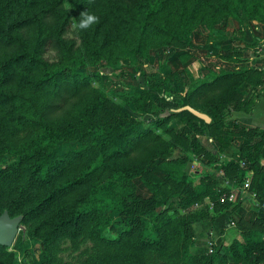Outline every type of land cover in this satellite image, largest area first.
<instances>
[{"label": "trees", "instance_id": "trees-1", "mask_svg": "<svg viewBox=\"0 0 264 264\" xmlns=\"http://www.w3.org/2000/svg\"><path fill=\"white\" fill-rule=\"evenodd\" d=\"M83 11L98 16L99 23L87 30L73 28ZM219 17L237 22L239 35L228 38L240 42L231 55L220 58L242 62L247 50L257 54L264 37L253 33L252 22L264 24V0H0V215H21L28 235L45 247L35 260L17 237L13 249L0 245V264H14L16 251L28 264H60L58 241L83 236L94 243L84 264L264 263V217L237 219L240 238L224 251L215 244L206 254L194 246L193 224L213 222L231 204L220 201L228 190L218 187L211 174L185 171L189 162L206 156L234 185L249 170L261 172L259 159L245 154L247 148L237 160L217 165L199 136L208 132L219 150L224 148L226 115L250 106L240 88L259 83L263 68H207L196 77L183 70L174 79L163 75L169 64L165 59L146 79V87L133 93L135 109L147 120L115 104L119 95L106 89L99 71L80 69L102 59L131 64L162 46L214 51L210 43L195 44L193 34L198 25L211 28ZM68 26L81 38L76 54L61 65L48 63L43 58L48 44L72 52L74 41L62 37ZM186 55V61L192 59L190 50ZM184 105L208 114L211 121L174 111ZM248 134L264 141V131ZM61 142L80 146L62 152ZM176 149L183 155L172 159ZM5 154L16 158L2 165ZM154 165L163 176L151 169ZM136 178L149 196L136 192ZM249 190L260 202L264 184L251 181ZM103 191L112 194L124 226L112 239L103 233L109 222ZM172 195L179 210L190 207L183 217L167 211ZM205 199L214 201L211 210L191 208ZM159 200L164 208L157 210Z\"/></svg>", "mask_w": 264, "mask_h": 264}, {"label": "rangeland", "instance_id": "rangeland-1", "mask_svg": "<svg viewBox=\"0 0 264 264\" xmlns=\"http://www.w3.org/2000/svg\"><path fill=\"white\" fill-rule=\"evenodd\" d=\"M211 26L212 27L209 28L205 25H198L197 28L194 30L193 36L195 44L210 43L211 47L214 48V51L195 49V54H192V59L188 61L186 60L190 57L186 55V51H191L194 48H172L171 46H162L160 48L150 49L149 54L146 58L143 59L137 57L136 60L134 59V63L131 64L128 63V60L108 62L107 60L102 59L95 67H81L80 69L86 71H99L106 89L114 90L119 95L117 98H115V104L119 105L121 109L136 116L137 118L147 120L148 117L140 116L137 110L135 109V106L132 101L134 97L133 93L140 92L141 86L146 87V79L152 78V76L157 73V68L160 69L162 65H164L165 59H168L169 64L167 65L168 67H166L165 65L163 66V75H167L168 78L175 79L176 74L182 72L183 70L191 71L193 74L196 75V72L197 70H199L200 64L202 63L206 64L208 67H215V65H217L216 63L218 62L212 60V55L214 53L215 56L218 57L232 54L231 48L234 45L228 37L232 34H236V36L239 35L238 33H236V31H238L237 22L232 19H222V17H219L216 18V21H214ZM72 27L68 26L67 32L62 36L66 42L70 43L71 40L74 41L75 44L72 48V52L69 54L65 53L64 51L59 52V49L55 45L48 44L45 49L46 51L43 54V58L48 63L61 65L66 59L76 54L77 49L80 46L81 38L77 32L75 33L73 31ZM69 43L65 45L66 49ZM67 55L69 56L67 57ZM176 100L178 101V97H176ZM176 123L177 122H173L174 125H176ZM177 126L179 127L180 125L177 124ZM77 146H80L79 142H61L60 150L62 152H65ZM182 155L183 154L180 149H176L171 155V158H178ZM15 158V155L5 154L2 158L1 164L6 165L8 162ZM160 162L161 159L157 160V163ZM194 168V166L188 165L187 171ZM151 169L159 176L164 175L163 172L159 171L156 168V165L152 166ZM134 182L136 184V192L138 194L143 197L149 196L150 193L139 178L134 179ZM101 195L107 201L106 213H108L109 215V222L106 228L104 229L103 233L105 237L112 239L124 229V226L120 221V214L116 209V203L112 198V194L110 192L106 193V191H103L101 192ZM169 199L171 200H167L166 202V209L167 211H169V213H172V211H176L179 217H183L184 215H186L190 207L179 210L177 208V201L175 200L174 195H172V197ZM200 206V204H195L191 208H201ZM162 207L163 204L159 200L156 205V209L160 210ZM17 237H21V239L25 243L26 248L31 252L32 258H34L35 260L39 259L40 254L45 253V247L43 245L42 240L39 238H31L27 233L26 225L20 224L15 239L13 243L9 246V249H13L12 246ZM233 238H240L239 232H236L235 228L234 230L225 232L224 235L219 236L215 240L213 238V240L210 238L213 244L209 242L208 234H205L204 242L201 244L202 247H204L200 248L199 250L204 251V253L206 254H210L211 252L209 251V248H212L213 245L216 244V247L218 249L224 251L226 246L230 243ZM195 247L198 248L197 245ZM57 249L58 250L56 252V256L58 257L60 264H84L91 252L94 250V243L93 241H90L84 236L78 239H71L65 237L58 241ZM23 257H25L24 254L16 251V261L14 264H28L27 261L22 260ZM154 257L155 255H152L148 261L152 262V258ZM30 259L31 257L28 258V260L31 262Z\"/></svg>", "mask_w": 264, "mask_h": 264}, {"label": "crops", "instance_id": "crops-1", "mask_svg": "<svg viewBox=\"0 0 264 264\" xmlns=\"http://www.w3.org/2000/svg\"><path fill=\"white\" fill-rule=\"evenodd\" d=\"M252 29L253 33L258 38L264 37V24L253 21ZM238 44H240L238 41L233 43V45ZM194 50L195 49L191 50L193 55L195 54ZM243 58H246V60L242 62H231L215 56L214 53L212 55V60L218 62L215 67H208L206 64L202 63L200 64V68L197 70L196 75L190 71L193 76L196 77L199 72L205 74L207 68L217 69L223 67L232 70L237 69L242 65L263 68L260 75L262 80L259 83L255 86L243 83L240 88L241 95L251 102L250 106L231 110L226 115L227 124H225L221 131V136L226 143L224 148L219 150L217 139L211 136L208 132L199 136L200 144L214 156V159L218 161L217 165H221L230 160H237V158L242 155L244 148H247L245 154L247 153L248 155L259 159L262 166L261 172L258 175H254L252 170H249L246 173L245 180L240 184L234 185L233 180L224 177L221 169H218V166H215V163L210 162L206 156L197 158L187 164V166H194V169H188L189 171H187L186 166V173L191 172L194 174L197 173L198 175L211 174L215 178L218 187H226L228 190L227 193L231 192L233 194L232 198L226 199L231 206L218 214L213 222L205 220L193 224L196 235L194 246L197 245L198 248L204 247H202L201 244L204 242L205 234H208V237L215 240L219 236L224 235L225 232L234 230V228L236 229L235 221L239 218L253 220L255 217H264V207L260 205L259 200L253 194L254 192L250 191L249 187L246 189L241 188L245 181H248L249 185L251 181L257 182L258 184H264V141H261L260 135L248 134L251 130L264 131V43L258 46L257 54L252 53L251 50H247L246 53L243 54ZM234 123L239 127L234 126ZM243 164L244 162L241 161L240 165L242 166ZM224 193L226 192L221 193V195ZM200 205L211 210L214 206V201L205 199ZM236 232H238L237 229Z\"/></svg>", "mask_w": 264, "mask_h": 264}, {"label": "water", "instance_id": "water-1", "mask_svg": "<svg viewBox=\"0 0 264 264\" xmlns=\"http://www.w3.org/2000/svg\"><path fill=\"white\" fill-rule=\"evenodd\" d=\"M182 110L189 111L196 117L204 120L206 123H209L211 121V118L208 114L198 109H195L190 105H184L174 109V111H182ZM21 219H22L21 215H16L11 217L7 211H4L0 215V245L9 247L13 243L18 228L20 226Z\"/></svg>", "mask_w": 264, "mask_h": 264}, {"label": "clouds", "instance_id": "clouds-1", "mask_svg": "<svg viewBox=\"0 0 264 264\" xmlns=\"http://www.w3.org/2000/svg\"><path fill=\"white\" fill-rule=\"evenodd\" d=\"M80 17L78 24H74L73 28L87 30L92 25L99 23V17L87 11L81 12Z\"/></svg>", "mask_w": 264, "mask_h": 264}, {"label": "built area", "instance_id": "built-area-1", "mask_svg": "<svg viewBox=\"0 0 264 264\" xmlns=\"http://www.w3.org/2000/svg\"><path fill=\"white\" fill-rule=\"evenodd\" d=\"M249 187V182L248 181H245L243 184H242V186H241V188L242 189H246V188H248ZM233 197V194L230 192V193H224L223 195H221V197H220V201L221 202H223V201H225L226 199H230V198H232ZM260 205L261 206H263L264 207V192H263V195H262V198H261V201H260ZM209 251L211 252L212 251V248L210 247L209 248Z\"/></svg>", "mask_w": 264, "mask_h": 264}]
</instances>
